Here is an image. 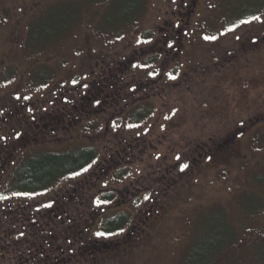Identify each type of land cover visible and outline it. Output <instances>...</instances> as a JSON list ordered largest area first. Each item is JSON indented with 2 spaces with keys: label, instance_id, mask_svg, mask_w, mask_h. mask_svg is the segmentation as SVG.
<instances>
[{
  "label": "rangeland",
  "instance_id": "obj_1",
  "mask_svg": "<svg viewBox=\"0 0 264 264\" xmlns=\"http://www.w3.org/2000/svg\"><path fill=\"white\" fill-rule=\"evenodd\" d=\"M72 1L0 0V264H264V3L227 28L253 0ZM85 146L84 172L11 192L33 150Z\"/></svg>",
  "mask_w": 264,
  "mask_h": 264
},
{
  "label": "trees",
  "instance_id": "obj_2",
  "mask_svg": "<svg viewBox=\"0 0 264 264\" xmlns=\"http://www.w3.org/2000/svg\"><path fill=\"white\" fill-rule=\"evenodd\" d=\"M65 1L73 2L72 0ZM263 3L264 0H253V5H255L254 9L259 10L263 7ZM55 5H49L48 7L46 6L42 9H50L55 7ZM246 13L248 14H240V17H236L232 12V15H229V17L225 20L224 26L226 25L227 28H229L242 22L243 20H246L249 16V12ZM150 37V33H144L141 35L140 39L146 43L149 41ZM142 61H144L142 65L144 64L148 67L149 63H155L156 58L154 55L146 56L141 60V62ZM136 123H139V121ZM97 159L98 151L94 147L89 146L73 149L70 148L62 152H45L33 150V153L29 156V159L17 173L15 178L16 187L14 192H11L15 195H25L32 197L41 196L46 194L48 191L53 190L55 186H57L62 181H68L84 172L89 167L93 166ZM127 176L128 169L125 167H120L115 169L110 180L117 184L123 181ZM255 180H258L259 183L262 181L260 178H256ZM257 196V203L252 205V207L249 209L251 211L248 212L253 216L259 214L261 209L264 208L263 196ZM115 197L116 196L114 193L103 191L91 199V210L99 211L100 213L99 217L95 221V230H100L101 232H99L102 234L101 236L119 234L131 225V213H129L130 205H126L125 210L121 208H108L115 201ZM135 200H137L138 203L140 202L138 198ZM138 203H135L134 205ZM105 207L107 208L105 209ZM102 209L105 210L102 211ZM99 248L100 246L96 249V251H100ZM207 264H210V262Z\"/></svg>",
  "mask_w": 264,
  "mask_h": 264
},
{
  "label": "flooded vegetation",
  "instance_id": "obj_3",
  "mask_svg": "<svg viewBox=\"0 0 264 264\" xmlns=\"http://www.w3.org/2000/svg\"><path fill=\"white\" fill-rule=\"evenodd\" d=\"M258 9H259V8H258ZM260 9H261V8H260ZM260 9H259V10H260ZM259 10H255L254 12L250 13L249 16H250V15H251V16H250V17L248 16L247 19L253 17L254 15H257V12H258ZM216 20H217V18H216ZM240 23H241V22H240ZM238 24H239V23H238ZM236 25H237V24H236ZM234 26H235V25H234ZM232 27H233V26H232Z\"/></svg>",
  "mask_w": 264,
  "mask_h": 264
},
{
  "label": "snow or ice",
  "instance_id": "obj_4",
  "mask_svg": "<svg viewBox=\"0 0 264 264\" xmlns=\"http://www.w3.org/2000/svg\"><path fill=\"white\" fill-rule=\"evenodd\" d=\"M254 19H258V17H255ZM206 39H209L208 37H206ZM214 39V38H213ZM174 78V77H173ZM184 167H187V165H185Z\"/></svg>",
  "mask_w": 264,
  "mask_h": 264
}]
</instances>
